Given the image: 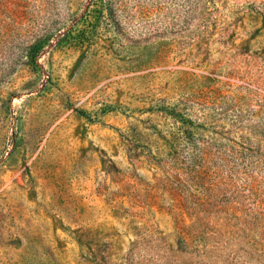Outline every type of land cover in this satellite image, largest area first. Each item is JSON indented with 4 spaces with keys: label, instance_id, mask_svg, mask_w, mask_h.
<instances>
[{
    "label": "rangeland",
    "instance_id": "obj_1",
    "mask_svg": "<svg viewBox=\"0 0 264 264\" xmlns=\"http://www.w3.org/2000/svg\"><path fill=\"white\" fill-rule=\"evenodd\" d=\"M0 264H264V0H0Z\"/></svg>",
    "mask_w": 264,
    "mask_h": 264
}]
</instances>
